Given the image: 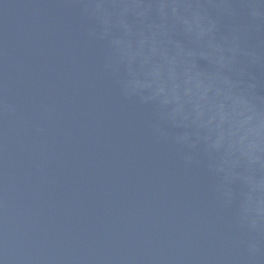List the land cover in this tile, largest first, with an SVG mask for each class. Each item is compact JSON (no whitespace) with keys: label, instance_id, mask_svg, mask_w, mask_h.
I'll return each mask as SVG.
<instances>
[{"label":"water","instance_id":"obj_1","mask_svg":"<svg viewBox=\"0 0 264 264\" xmlns=\"http://www.w3.org/2000/svg\"><path fill=\"white\" fill-rule=\"evenodd\" d=\"M0 264H264V0H5Z\"/></svg>","mask_w":264,"mask_h":264}]
</instances>
